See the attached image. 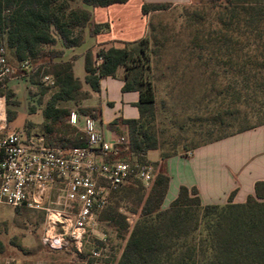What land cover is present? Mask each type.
<instances>
[{
    "label": "trees",
    "instance_id": "obj_1",
    "mask_svg": "<svg viewBox=\"0 0 264 264\" xmlns=\"http://www.w3.org/2000/svg\"><path fill=\"white\" fill-rule=\"evenodd\" d=\"M127 1L0 0V47H6L10 64L13 66V60L20 66L23 62L30 67L31 62L47 66L43 76L50 75L57 87L44 105L41 126L50 130L55 125L63 126L71 110L59 106V102H78L90 95L75 76V56L63 60L64 48L79 47L87 35L109 28L108 23L95 22V7ZM217 1L220 4L216 7L183 14L184 20L175 31L171 29L175 22H154L152 13L177 5L144 2L142 12L150 15L148 32L142 39L100 46L96 54L85 53L84 81L91 90L99 91L103 77H115L123 68V90L139 92L136 106L140 118L123 121L128 137L118 148L122 159L148 162L146 153L152 149L160 151L161 159L185 155L264 124V0ZM141 57L148 61L147 80L142 70L135 68ZM158 80L166 82L160 109L181 136L187 137L184 134L191 131L198 141L186 145L174 139L172 151L164 149L165 141L159 139L152 124ZM1 95L11 101L13 92ZM78 112L97 115V109L90 107H81ZM72 132L75 136L60 137L56 142L47 139L46 144H85L80 130L73 126ZM169 180L166 172L155 171L116 264H264V180L256 182L255 194L242 203L233 201V192L224 204H205L196 187L181 185L169 206L163 207ZM137 182L141 181L131 179L120 186L128 185L124 188L129 190ZM118 217L117 208L112 207L103 219L117 226ZM121 218L127 225L125 217Z\"/></svg>",
    "mask_w": 264,
    "mask_h": 264
},
{
    "label": "built area",
    "instance_id": "obj_2",
    "mask_svg": "<svg viewBox=\"0 0 264 264\" xmlns=\"http://www.w3.org/2000/svg\"><path fill=\"white\" fill-rule=\"evenodd\" d=\"M20 71L14 75L6 47L1 46L0 85L33 70L23 62ZM68 122L81 125L85 144L52 146L41 138H27L20 130L0 134V203L45 210L48 226L43 240L54 249H61L68 239L81 245L84 235L97 227L99 212L118 186L137 179L148 188L155 176L151 163L120 157L118 148L127 142L126 137L105 139L95 119L77 110L69 112Z\"/></svg>",
    "mask_w": 264,
    "mask_h": 264
},
{
    "label": "crops",
    "instance_id": "obj_3",
    "mask_svg": "<svg viewBox=\"0 0 264 264\" xmlns=\"http://www.w3.org/2000/svg\"><path fill=\"white\" fill-rule=\"evenodd\" d=\"M131 1L95 7L93 9L95 22L108 23L109 28L96 35H87L86 39L90 37L92 40V45L88 48L80 50L82 45L76 48H64L62 57L63 60L68 61L75 56L72 59L75 76L81 80L83 90L89 91L90 95L78 102L60 101L58 105L77 111L81 107L96 108L97 115L92 117L107 140L119 136L128 137V127L123 121L140 118V111L136 106L140 95L136 90H123V68L117 70L115 77H103L100 80L99 91L91 90L84 81L85 53L91 51L96 54L100 46H118L123 42L142 39L148 32L150 15L142 12L144 2H168L172 5L191 2V0H142L137 2L139 13H132L128 11ZM134 14L137 15V20ZM136 30L139 34L132 39H126L123 35ZM22 96H18L20 101L24 98ZM73 105L78 108H72ZM43 108V105H39L29 111L23 107L21 110L24 112V118L18 123L16 116L13 119L15 127H23L28 120L33 124L34 129H38L44 122ZM80 127L81 125L76 128L80 130ZM20 131L25 134L22 128ZM30 136L47 142V138L37 132L32 131ZM149 151L146 153L147 159L154 161L156 170L166 172L170 178L163 207L169 206L168 202L177 196L181 185L196 187L205 204H224L233 192V201L242 203L249 195L255 194L256 182L264 180V124L199 146L185 155L177 154L161 159L159 151L158 158H150Z\"/></svg>",
    "mask_w": 264,
    "mask_h": 264
},
{
    "label": "rangeland",
    "instance_id": "obj_4",
    "mask_svg": "<svg viewBox=\"0 0 264 264\" xmlns=\"http://www.w3.org/2000/svg\"><path fill=\"white\" fill-rule=\"evenodd\" d=\"M139 1L142 0H132L128 5V11L139 13L137 6ZM218 4L220 1L217 0H191L187 5L171 6L164 12L152 13V19L154 22H158L160 19L170 23L175 22L171 23V29L175 31L179 28L180 22L184 20L185 15L183 16V14L193 12L196 8L216 7ZM134 16L137 20V15L134 14ZM138 34L139 31L136 30L123 35L126 39H132ZM91 45L92 40L88 37L79 49L83 50ZM11 61L15 70L14 75H18L21 72V66L15 64L13 60ZM31 63L30 68L33 70L31 73L26 76L7 79L4 86L0 85V96L2 97L0 105L2 106L3 103V113L0 114V134L22 128L27 138L34 131L44 135L52 142H56L60 137L75 136V132H72L73 126L69 125L68 121H65L63 126L60 124L52 126L51 130L43 126L34 129L33 124L28 120L25 121L23 127H15L13 119L17 116L16 122L19 123L24 118V112L21 110L23 107L31 111L39 105L44 106L57 90L53 78L45 79L43 76V70L47 66L39 67V63ZM148 66L145 57H141L135 65V68L142 70L145 80L149 78ZM153 82L155 83V80ZM155 85L157 111L152 124L158 132L159 139L165 141L164 149L172 151L170 144L174 139H178L186 145L198 141L199 137L193 135L191 131L184 134L187 137L181 136L178 128L170 123L167 113L160 109V102L166 97V82L158 80ZM8 90L13 92L11 101H7L6 96L1 95L7 93ZM18 96L24 97L23 100L20 101ZM14 102L18 103L15 104ZM72 108L78 107L73 105ZM158 155L159 150H150L148 153L150 158H158ZM148 162L154 166L156 171L154 161L148 159ZM124 186L128 185L120 186L111 192L108 203L98 214L97 227L84 235L81 245L78 246L74 240L68 239L61 249H54L43 240L44 231L48 226L45 210L17 209L0 203V264H116L129 237L131 226L138 218L140 199L148 192L147 187L141 182L132 183L131 189L133 191L125 189ZM112 207L117 208L120 214V217L117 218V226H114L112 221L103 219L105 212ZM122 216L125 217L127 225L124 224ZM94 252H97V255Z\"/></svg>",
    "mask_w": 264,
    "mask_h": 264
},
{
    "label": "bare ground",
    "instance_id": "obj_5",
    "mask_svg": "<svg viewBox=\"0 0 264 264\" xmlns=\"http://www.w3.org/2000/svg\"><path fill=\"white\" fill-rule=\"evenodd\" d=\"M3 112H2V106L0 105V114H2Z\"/></svg>",
    "mask_w": 264,
    "mask_h": 264
}]
</instances>
